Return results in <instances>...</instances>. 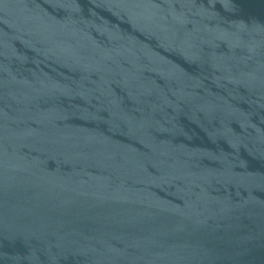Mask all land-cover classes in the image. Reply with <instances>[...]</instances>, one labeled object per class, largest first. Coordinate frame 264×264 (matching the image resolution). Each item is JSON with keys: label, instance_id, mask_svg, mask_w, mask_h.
Returning a JSON list of instances; mask_svg holds the SVG:
<instances>
[{"label": "water", "instance_id": "water-1", "mask_svg": "<svg viewBox=\"0 0 264 264\" xmlns=\"http://www.w3.org/2000/svg\"><path fill=\"white\" fill-rule=\"evenodd\" d=\"M0 264H264V0H0Z\"/></svg>", "mask_w": 264, "mask_h": 264}]
</instances>
